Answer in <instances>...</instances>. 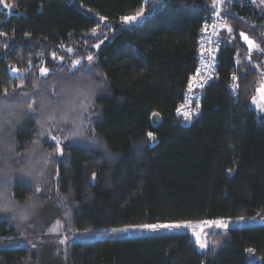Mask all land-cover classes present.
Returning a JSON list of instances; mask_svg holds the SVG:
<instances>
[{"label":"trees","instance_id":"16d2710c","mask_svg":"<svg viewBox=\"0 0 264 264\" xmlns=\"http://www.w3.org/2000/svg\"><path fill=\"white\" fill-rule=\"evenodd\" d=\"M7 1L15 10L9 15L0 7V97L7 88L11 105L0 112L1 241L35 231L29 233L22 217L45 203L36 188L46 191L55 176L68 233L264 216V115L252 105L261 72L240 36L264 49V17L256 8L236 2L223 10L232 31L223 32L219 79L206 88L201 115L186 125L176 109L196 71L199 31L215 11L214 0ZM142 8L140 23L123 25L122 17ZM97 28L102 33L94 34ZM68 48L85 60L95 56L91 70L59 64L72 55ZM259 51L255 62L263 66ZM69 97L87 111L78 107L73 118L43 121L51 102ZM33 101L35 114L27 107ZM55 122L59 134L51 129ZM78 125L82 136H73ZM49 129L66 139L62 156L46 157L55 146ZM87 132L97 146L84 138ZM37 151L41 164L33 165ZM208 239L207 249L189 232L73 241L68 264H264V224L210 231ZM38 262L31 247L0 248V264Z\"/></svg>","mask_w":264,"mask_h":264},{"label":"rangeland","instance_id":"374dc122","mask_svg":"<svg viewBox=\"0 0 264 264\" xmlns=\"http://www.w3.org/2000/svg\"><path fill=\"white\" fill-rule=\"evenodd\" d=\"M149 1H152V0H149ZM236 2L251 4L254 8H256L259 11L261 16L264 17V5L260 3V0H255V2H253V0H222L221 3H214L213 4L215 8L214 13H219L221 16H223L227 20L228 26H229L228 19L222 14V12L224 9L228 7V4H232ZM6 5H11V7H7ZM0 7L5 9L9 15L12 14L13 11L15 10L14 6L11 3H9L7 0H0ZM144 13H146V9L144 10ZM95 15H98V14H95ZM144 17H145V14L137 23L133 25H125L124 23L123 25L124 26L137 25L138 23L142 21ZM112 29L113 28H111V31H113ZM93 33L94 34L102 33V28H97ZM228 33L230 32L228 31ZM246 44L248 45L247 41H246ZM248 48H249V45H248ZM68 49H72L70 53L72 55L67 56L69 57V59H67V57H63V60L59 58L58 59L59 64H64V62L67 63L66 60H68L72 65V63L75 60H81V65H79L77 68H79L83 64H86V66L89 67L87 64V58L85 60L83 57L74 56L73 54H76V51L74 50V48H68ZM68 49L66 50L68 51ZM255 50L257 49H252L251 51L248 50L247 57L251 56L250 62L254 63L255 66L259 65L258 70L259 72H261V77H260L261 80L258 86L259 88L261 85H264V65L262 66V63L260 64L259 62H255V57H254ZM92 57H93L92 65H94L96 63V57L95 56H92ZM77 68H74V69H77ZM12 73L19 75L21 72L14 73L12 71ZM86 83H89V84L88 85L84 84L85 87L87 86L85 90L90 88V85H91L90 82L88 81H86ZM81 90L82 89H78L77 93L78 94L82 93L84 95L85 92ZM254 97H256V103L255 104L252 103L254 109L260 115H264V111L261 110V105H264V92H257ZM80 102H81V98H80ZM78 107H80V110L82 109L81 104L80 103L78 104V101L74 99V97H69L68 101L64 100L63 103H62V100L61 102L57 101L56 103L51 102V110L46 111L47 115H45V118L43 121L46 122V120L48 121L51 120L49 118L53 115L55 116L56 114H58V117L62 120L65 119L66 117L69 118L71 113L75 114L76 112H79ZM70 118H73V117H70ZM160 118L161 117L159 116V119ZM62 120H60V122ZM154 121H155V117H154ZM156 122H157V117H156ZM191 122H192L191 120H184V124L186 125L190 124ZM57 126H60V125H58V122H55L51 124V129L55 131L57 134H59ZM75 128H76V133H74L73 136H76L77 133H79L78 136H82L81 132H77L80 129V125L76 126ZM51 135H53V132H51ZM93 136H94L93 133L87 132L84 138L87 139V142L90 145L97 146L98 144H96L95 138ZM60 137L61 136H57V138L62 139ZM48 138L49 140H51L49 135H48ZM51 141L55 142L53 140ZM65 141H66L65 138L62 139V145H61L62 147ZM156 142H157V138L155 139V141L151 139L152 145L156 144ZM34 155L35 156L32 158L33 165L34 164L40 165L41 164L40 160H42L41 153L37 151L34 153ZM56 178L57 176H55L54 180H56ZM54 180L49 179V181L45 183L47 184L45 185L47 187L46 191H44L45 189L43 190V188L40 189V192L43 193V195H45L44 196L46 199L45 203L39 202V204H34L30 208L28 207L29 210L25 214L27 218L25 219L24 223H25V226L29 228V233L30 231L32 232V230H35V231L32 232V234H26L25 236L19 239H13V240H8V241L0 240V248L28 246V247L33 248L39 254L38 264H68V245L72 243L73 241L103 240L106 238L153 235V234L172 232V231H167V230H161L159 232L153 233V232H149L146 230H130L126 233L117 234V233H112L110 231L111 229H106V230L91 231V232L83 231V232H77V233L76 232L68 233L66 229V223H65L66 217L61 215L62 211L65 210L64 209L65 208L64 199L60 196L57 186L54 183ZM250 218L251 217H248L243 221H240L238 219H218V220H231L232 222L229 224V227H228L230 228L233 226L250 225L253 222L252 219ZM205 221H216V220H205ZM203 222L204 221L187 222L185 223L189 225L187 228L175 230L173 232H189L196 243H197L196 234H200L201 238L207 239L210 245V241L208 239V232L218 231V230H223V231L227 230V229L217 228L215 227V225L209 226V225L204 224ZM65 238H67L66 242L61 243V241H65ZM32 245H35V247H33Z\"/></svg>","mask_w":264,"mask_h":264},{"label":"snow or ice","instance_id":"6c2138e0","mask_svg":"<svg viewBox=\"0 0 264 264\" xmlns=\"http://www.w3.org/2000/svg\"><path fill=\"white\" fill-rule=\"evenodd\" d=\"M145 4L148 3V0H144ZM153 4H156V3H159L161 2V0H152ZM222 0H214V3H221ZM253 2H255V0H253ZM260 3L262 5H264V0H260ZM7 7H11V5H6ZM144 9L142 8L140 11H137L134 15H129V16H124L121 18L122 20V23H124L125 25H133L135 23H137L143 16H144ZM217 15H219V13H217ZM102 19L106 20L107 17H103ZM225 28H228V31L231 32L232 29L227 25L225 24L224 25ZM206 30V29H205ZM95 31V30H94ZM3 35H6V33H3ZM240 36L245 40L247 41L248 45H249V50L251 51L252 49H257V50H260V51H264V49H261V46L259 44H257L255 42V40L251 39L246 33H243L241 32L240 33ZM5 47H7V45H5ZM96 47H99V45H96ZM69 52L72 51V49H68ZM53 56L55 57V54L53 53ZM61 60H63V57H60ZM248 60L251 61V56L248 57ZM87 64H88V70L90 71L91 70V65L93 64V57L91 55H89L87 57ZM79 65H81V60H75L71 67L72 68H77ZM257 68H259V65H256ZM12 71L14 73H19L20 70L17 69V68H12ZM41 73L44 75V76H47L48 75V72L49 70L47 68H41ZM233 80H238V77L236 76L235 73H233ZM207 81L205 80L204 83H206ZM17 87H23V85H17ZM34 88H38L39 85H36L34 84L33 85ZM199 87H203V83H201L199 85ZM235 92L236 89H238L239 85L238 84H233L231 86ZM15 91V89H14ZM257 92H264V85H261L259 88H257ZM55 94V93H53ZM22 96H28V93H21ZM9 98V93H8V89L5 88L3 90V94H2V97H0V112H5V111H8L10 108H11V105H9L7 103V100ZM35 103V101H33L32 103H29L27 105L29 111L33 114H35L36 112V108L33 106ZM252 103L255 104L256 103V97H253L252 98ZM81 107L83 108L84 111H87V108H85L83 105H81ZM261 110L264 111V105H261ZM199 111V109L197 108V112ZM194 113L191 112V111H185L183 112V115L186 119H191L192 115ZM159 113L158 112H154L153 113V116L154 117H159ZM49 119H55V116H51ZM50 137L51 140L55 141V146H54V151L52 153H48L46 154V157L50 158V157H55V156H62L64 154V149L63 147L61 146L62 145V139H59L57 138V136L55 135H51V130L49 129L48 130V133H47ZM76 135H79V133H77ZM148 137L151 138L153 141H155V135L152 133V132H149L148 134ZM48 160L47 158L45 159V164H47ZM229 172H232L233 170L232 169H229L228 170ZM96 178V173L93 172L92 173V180L94 181ZM40 189L39 188H36V191H39ZM27 217H22V219H26ZM238 220L240 221H243L245 220L246 218L241 216V217H238L237 218ZM253 219H255L253 217ZM232 221L231 220H216V221H204L203 223L206 224V225H209V226H212V225H215V227L217 228H221V229H228L229 227V224L231 223ZM189 225L188 224H185V223H144V224H129V225H126L124 227H121V228H112L110 231L112 233H126L130 230H146V231H149V232H153V233H156V232H159L161 230H167V231H175V230H180V229H184V228H187ZM87 232H91L92 230L91 229H87L86 230ZM75 235V234H74ZM66 239L65 238V241H61V243H64L66 242ZM196 239H197V243L199 245V247L201 249H207L209 247V242L207 239H202L201 238V235L200 234H196ZM213 246L216 245V241H212L211 242ZM33 247H35V245H32ZM246 251L248 253H254L256 250L253 249V248H248L246 249Z\"/></svg>","mask_w":264,"mask_h":264},{"label":"built area","instance_id":"2783aa9c","mask_svg":"<svg viewBox=\"0 0 264 264\" xmlns=\"http://www.w3.org/2000/svg\"><path fill=\"white\" fill-rule=\"evenodd\" d=\"M225 24H227V20L220 14L217 15V13H213L204 20L197 39L198 65L188 82L185 97L176 109L177 117L194 120L201 115L206 88L219 79V54L224 46L223 32L226 29ZM205 80L206 83H204ZM201 83H203V87H199ZM233 84H238V80H233L232 77L229 88L235 95L238 89L234 92L231 87ZM197 108L199 109L198 112ZM185 111L194 113L191 119L184 117L183 112Z\"/></svg>","mask_w":264,"mask_h":264},{"label":"crops","instance_id":"0c3cea01","mask_svg":"<svg viewBox=\"0 0 264 264\" xmlns=\"http://www.w3.org/2000/svg\"><path fill=\"white\" fill-rule=\"evenodd\" d=\"M143 20V19H142ZM255 219H253V217H251L250 219H252V223L250 225H244V226H255V225H260V224H264V216H256L254 217ZM251 221V220H250Z\"/></svg>","mask_w":264,"mask_h":264},{"label":"water","instance_id":"95a60500","mask_svg":"<svg viewBox=\"0 0 264 264\" xmlns=\"http://www.w3.org/2000/svg\"><path fill=\"white\" fill-rule=\"evenodd\" d=\"M173 232V231H172Z\"/></svg>","mask_w":264,"mask_h":264}]
</instances>
